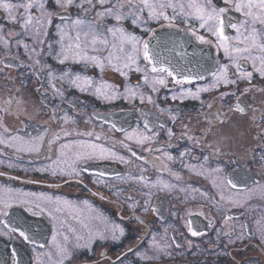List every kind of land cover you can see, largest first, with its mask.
Instances as JSON below:
<instances>
[{
  "label": "snow or ice",
  "instance_id": "snow-or-ice-1",
  "mask_svg": "<svg viewBox=\"0 0 264 264\" xmlns=\"http://www.w3.org/2000/svg\"><path fill=\"white\" fill-rule=\"evenodd\" d=\"M54 2L62 13L54 14L50 11L47 7L48 0L0 2V8H3L7 14L6 22L18 23L21 28L20 32L9 31L5 34L4 26L0 25V45L6 51L10 50L13 42L17 49L23 47L27 57L32 60V63L26 67L31 68L39 77L47 75L53 100L64 101V84L66 83L80 92L88 91L97 99L105 102L117 99L132 102L138 99L141 104L145 101L153 105L156 103L152 95H145L140 84L127 86L121 91L117 85L103 80L98 82L93 77L81 73L71 71L57 73L51 65L42 62L44 56L53 57L61 65L66 62L82 63L98 67L101 72L106 67H111L124 76L134 69L143 74L144 85H150L153 93L159 92L161 87L167 88L169 83L174 82L175 85L181 87L171 96L173 101L189 97L199 99L201 92H209L222 85H236L244 80L250 82L254 72L264 77V0H223L225 7H218L213 0H54ZM71 9L76 10L74 17L70 12ZM230 9L242 15L238 23L230 25L235 29L234 36L225 33V13ZM93 12H95L94 16ZM56 17H59L60 22L55 24L57 39L53 43L48 37L49 29L52 28ZM109 19L113 21L111 25L106 23ZM127 20H130L133 25L143 26L144 34L148 35V38L145 39L143 35L127 31L123 27L124 21ZM177 21L186 25L182 30L185 34L191 33L201 44H211L212 41L206 39L204 35H198L197 29L192 25L196 24L199 29L205 30L215 38L217 49H222L224 56L229 60V63L216 65V70L212 72L213 82L210 85L197 86L195 91L191 87L184 86L202 77L186 73L183 64L179 62L173 64L167 56L163 55L162 49L166 47L167 41L156 29L147 27L152 22H156L161 28H178ZM13 37L21 38L13 41ZM171 38L172 34H168V40ZM141 63L144 67H141ZM247 64L251 65L252 71L247 70ZM7 66L12 67L13 65L8 64ZM42 95L44 100L41 101V109H48L51 113L50 120L55 118L63 125L78 124L76 117L79 113L69 114L63 110L58 112L55 107H49L47 103L48 89H43ZM222 95H229V93ZM68 103L72 108L76 107L74 101ZM207 106L211 107V105ZM237 107L240 112L245 111L239 101H237ZM158 111L164 112L165 109H158ZM141 113L143 114V110ZM3 114L12 115L17 119L24 117L28 123L25 124L21 120V127L13 129L3 123ZM220 115L227 117V113H220ZM93 118L103 120L105 124L110 123L113 130L124 134V139L119 143L127 149L132 158L144 164L150 163L157 173L167 172L178 182L182 179L170 168V162H175L177 158L165 151L168 145L154 143L158 137L155 127L152 134H148V125L152 124V121L145 119L142 121L143 129L138 125L137 128L129 131L122 126L117 128L116 122L111 121L106 114L93 112L89 116V122ZM172 120L175 121L176 117L173 116ZM220 122L223 123V121ZM30 125H32L31 128ZM212 126L209 121V131ZM49 133H51L50 138ZM167 134L170 139L174 135L171 129L167 130ZM185 137L189 140L195 139L197 144L204 143L203 137L195 138L187 136L186 133L178 139ZM105 140L106 137L103 134H97L91 130L81 132L78 128L60 127L58 131L52 132L50 122L33 124L28 112L27 101L23 97L17 99L16 96L10 95L0 106V146L10 150L3 152L4 159H0V164H4L7 160L9 168L20 167L23 157L27 155L30 158L29 164L38 160L42 161L38 168L31 170L65 178L67 183L69 182L67 178L80 177L89 173L95 161L116 160L126 165H133V159L118 153L114 146L106 144ZM133 145L140 147L149 155L138 156L133 150ZM259 147L261 150L259 161L264 164V144ZM188 151L186 149L180 153L181 164L193 172L204 175L203 165L198 168L197 165L183 163V157ZM156 152H160L161 155H152ZM218 154H220V148L213 153V155ZM253 158H256L255 148ZM202 160L206 163L209 157L206 155ZM145 171L147 169L139 168L137 172L136 167H131L126 175L116 174L114 177L122 182L141 184L145 189L142 205L133 196L124 197L125 200L132 201L129 204V207L133 209L131 218L140 221L141 224L144 223V218L136 215L135 209L142 207L145 212L149 211L153 189L171 192L178 187L177 184L170 180L166 181L160 176L155 181H151L150 177L144 175ZM222 171V168L217 167L211 169L210 174L215 175ZM0 175L3 174L0 173ZM93 175L98 184L114 190L115 195L119 196L122 192V189L108 182V173L100 171ZM217 179L218 177L213 179V186L219 189L217 204L222 212L225 208L245 206L252 199V192L259 191L261 197L264 198V185L249 189V196L241 198L239 195L231 194L233 190L238 189L236 182L232 179H224L218 183ZM225 188L229 190V195L224 194ZM179 190L187 191V188H179ZM202 195L207 197V193H202ZM101 198H103L102 194ZM14 205H18L20 209L27 208V211L34 215L47 213L56 226V231L52 236V247L43 253L44 260L39 264H71L78 255L84 257L79 264H92L86 254L97 241L118 242L126 235V230L122 225L104 216L87 200L73 202L66 197L52 196L43 192H24L9 187L7 184H0V217H2L0 236H8L9 239L15 236L23 241L35 243L27 217L22 211L15 209ZM154 210L159 211L158 208ZM69 215L79 222V227L69 224ZM223 221V228L217 234L218 238H229V244L247 238L243 231L245 227L243 222H236L235 218L226 212L223 214ZM186 223L193 237L203 235L191 226V221ZM255 223L258 238L264 242V214H261ZM167 232V228H164L161 234L150 233L151 240L147 248L142 252L129 248L128 252H132L144 261H152L164 256L171 257L174 254L173 245L168 241ZM188 246L194 247L191 241H188ZM175 247L181 246L176 244ZM216 251L226 252L227 245L224 249L217 246ZM12 252L14 253L15 249ZM92 254L95 255L94 252ZM126 257L127 252L121 253L116 257L115 262L109 260V264H123ZM0 264H19V262L15 255L9 253L6 259L0 261Z\"/></svg>",
  "mask_w": 264,
  "mask_h": 264
},
{
  "label": "flooded vegetation",
  "instance_id": "flooded-vegetation-1",
  "mask_svg": "<svg viewBox=\"0 0 264 264\" xmlns=\"http://www.w3.org/2000/svg\"><path fill=\"white\" fill-rule=\"evenodd\" d=\"M0 2H19V0H0ZM218 7H225L223 0H213ZM50 11L54 14L62 10L57 8L54 0H48ZM22 11V10H21ZM72 16H75V9L70 10ZM6 12L0 8V25L4 26V32H20V25L6 22ZM95 15V12L92 13ZM242 18L240 13L230 9L225 13V33L235 35V29L231 28L232 23H238ZM59 17L53 21L52 28L49 29V40L53 43L57 39L55 34V24L59 23ZM111 25V19L106 21ZM178 28H161L160 24L152 22L147 25L157 30L160 36L167 41L166 47L162 49L163 55L167 56L175 64L179 62L185 66L186 73L193 76H201L202 79L194 80L191 84L184 87H191L193 91L197 86L210 85L213 82L212 72L216 70L217 64L229 63L224 56L222 49H217V42L214 37L205 30L199 29V26L193 24L197 29L198 35H204L206 39L211 40V44H201L191 33L185 34L182 30L185 24L177 21ZM123 27L136 35H143L145 39L148 35L144 34L143 26L133 25L130 20L124 21ZM179 33V35H176ZM168 34H172L171 40H168ZM21 37H13V41ZM174 41V42H173ZM31 42L30 40L28 41ZM42 62L51 65L57 73L71 71L93 77L96 81L103 80L120 87V90L127 86L141 85V90L145 95H152L156 101L155 105L147 103L141 104L137 99L130 102L126 99H117L112 102H105L97 99L90 92H80L78 89L64 84L65 99L53 100L51 89L49 87L47 75L37 76L33 70L26 65L32 63L23 47L17 49L15 43H12L10 50H5L0 45V106L3 105L10 95L17 99L23 97L27 101L28 112L31 115L33 124L51 123L52 132L58 131L60 127L78 128L83 132L86 130L94 131L97 134H103L106 137L105 143L113 145L120 154L133 159V165H126L116 160L95 161L91 165L89 173L80 177L65 178L53 177L51 175L33 171L38 168L42 161L29 164L30 158L25 155L20 167H7V160L0 164V184H7L9 187L22 190L24 192L48 193L52 196L66 197L73 202L89 201L99 212L108 217L117 224L122 225L126 230V235L118 242L97 241L93 248L86 254L92 261V264H109V260L115 262L116 257L121 253L127 252V257L123 264H264V242L258 238L256 232L255 220L264 214V198L259 191L252 192V199L245 206H233L230 209L225 208L224 212L235 218L236 222H243V229L247 238L228 243L229 238H218V233L223 228V214L220 206L217 204L219 199V189L213 186V179L217 182L224 179H232L237 183L238 189L231 192L232 195H239L241 198L249 196V189L256 188L257 185H264V164L259 161L261 150L259 145L264 144V77L258 73H253V79L240 81L236 85H222L219 88H213L209 92H201L199 99L191 97L183 100L173 101L171 96L180 90L179 85L169 83L167 88L161 87L159 92L153 93L150 85H144L142 73L134 69L129 71L127 76L116 72L111 67H106L103 72L98 67L82 63L66 62L61 65L56 59L50 56H44ZM13 65L12 67L7 66ZM141 67L144 64L141 63ZM247 70L252 71L250 64H247ZM234 71V69H233ZM43 89H48L49 96L47 103L49 107H55L58 112L61 110L72 113H79L76 117L78 124L63 125L51 117L48 109H41ZM247 90V91H245ZM229 93V95H222ZM235 93V95H231ZM167 97V99H165ZM74 101L76 107L72 108L68 103ZM237 101L244 108L240 112L237 107ZM207 105H211L209 108ZM158 109H165L159 112ZM171 109V111H168ZM143 110V114L141 113ZM93 112L106 114L111 121L116 122L117 128L124 127L131 131L139 127L144 128L143 120L152 121L148 125V134H152L155 127L158 133L157 145H168L165 149L168 153L176 157L175 162H170L172 171L178 173L182 179L178 182L174 177H170L167 172L157 173L151 164H144L140 160L132 158L127 149L119 143L124 139V134L118 130H113L109 124L103 120L93 118L89 122V116ZM227 113V117L220 115ZM176 120L173 121L172 117ZM21 120L27 124L28 120L24 117L19 119L12 115L3 114V123L13 129L21 127ZM209 121L212 123L209 131ZM220 121H223L221 123ZM32 125H30V128ZM171 129L174 135L170 139L167 130ZM187 136L201 138L204 143L197 144L196 140H189L187 137L178 139V137ZM51 133H49V138ZM55 148V145L53 146ZM220 148V154L213 155L216 149ZM256 151V158H253V149ZM189 150L183 157V163L188 165H203L204 175L193 172L189 168L183 167L180 162V153ZM133 150L137 155L148 156L140 147L133 145ZM10 151L0 146V159H4L3 152ZM55 155V152H53ZM152 155L159 156L160 152ZM208 156V162L202 158ZM131 167L145 168L146 177L155 181L158 176L164 180H170L177 184V189L171 192L157 191L153 189L151 197V206L148 212L142 207L135 209V214L144 218V223L132 219L133 209L129 207L131 200H125V196H133L134 199L144 202V191L141 184L135 182H122L116 180V174L126 175ZM220 167L221 173L210 174L211 169ZM29 169V170H25ZM104 171L108 173L109 183L122 189L119 196L114 194V190L102 186L96 182L93 173ZM136 174V173H134ZM82 181V182H80ZM179 188H187V191H180ZM207 193V197L202 195ZM101 194L103 198H101ZM225 195H229V190L225 188ZM18 211H22L27 217L28 225L35 240V243L23 241L13 236H0V261L7 258L9 253L16 256L19 264H39L44 260L43 253L52 247V236L56 231L53 220L47 213L41 215L33 214L27 211V208L20 209L14 205ZM159 209L155 211L154 209ZM10 212L12 210H9ZM203 213V214H201ZM2 219V217H0ZM187 221H191V226L202 232L203 235L193 237L188 231ZM68 222L72 226L79 227V222L69 215ZM167 228L168 241L173 245L171 257L164 256L152 261H144L128 252L129 248L137 251H143L148 247L151 240L150 233L161 234L163 229ZM149 233V235H146ZM251 233V235H249ZM188 241L192 242L194 247L188 246ZM179 244L181 247L176 248ZM227 245V251H216L217 246L224 249ZM15 249L13 253L12 250ZM95 253L93 255L92 253ZM39 254V255H38ZM83 256L78 255L71 264H79Z\"/></svg>",
  "mask_w": 264,
  "mask_h": 264
}]
</instances>
